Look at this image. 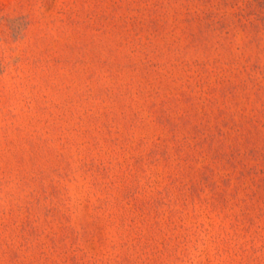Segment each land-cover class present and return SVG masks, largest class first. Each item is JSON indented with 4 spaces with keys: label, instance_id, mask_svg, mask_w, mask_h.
<instances>
[{
    "label": "rangeland",
    "instance_id": "374dc122",
    "mask_svg": "<svg viewBox=\"0 0 264 264\" xmlns=\"http://www.w3.org/2000/svg\"><path fill=\"white\" fill-rule=\"evenodd\" d=\"M0 264H264V0H0Z\"/></svg>",
    "mask_w": 264,
    "mask_h": 264
}]
</instances>
